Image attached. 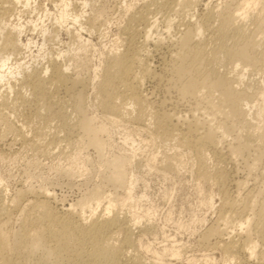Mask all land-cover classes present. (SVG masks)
Returning <instances> with one entry per match:
<instances>
[{"label":"bare ground","instance_id":"bare-ground-1","mask_svg":"<svg viewBox=\"0 0 264 264\" xmlns=\"http://www.w3.org/2000/svg\"><path fill=\"white\" fill-rule=\"evenodd\" d=\"M47 1L54 11L44 7L40 0H0V14L3 13L0 47L5 49L0 53V82L6 80L9 93L14 91L12 78L8 76L18 75L24 69L17 56L21 49L29 48V41L22 39L26 24L20 20L6 21V16L10 18L16 10L17 14L35 11L52 18L56 25L71 23L72 29L76 28L75 32L71 26L66 28L71 44L68 50L49 55L46 66L27 73L13 97L8 92L0 95V128L15 133L19 137H15L17 141L25 146L31 140L29 144L36 147L52 136L51 144L62 140L59 135L63 133V141L68 144L78 137L83 145L103 150L109 142L106 143L108 140L102 134L107 135L108 131L87 114L88 81L79 71L74 75L68 73L81 65L73 63L76 53L88 49L81 31L88 34L94 31L90 14L100 16L102 10L97 11L96 7L99 0H80V8L79 0ZM210 2L149 0L140 8L126 5L129 17L122 27L124 47L105 55L101 79L93 85L95 102L112 122L127 121L133 130L144 132L151 141H159L174 150L159 167L164 176L177 175L183 163L181 155L189 154L195 161L198 182L206 184L214 180L220 186L218 216L202 234V243L219 248L228 263L234 260L236 264H261L264 263V187L258 188L256 183L264 182V0H236L233 7L224 0L221 5H226L222 8L218 7L220 2ZM200 5L205 12L203 9L204 14L197 15L195 9ZM251 6L256 9L253 13L248 11ZM174 28L176 32L170 36ZM43 39L41 49L48 36ZM165 44L168 50L162 52ZM155 56L162 61L159 71L151 66ZM150 79L162 83L169 95H175V100L165 98L159 104L149 100L143 85ZM24 88L30 93L23 91ZM27 110L43 120L55 119V130H48L50 123L46 121L48 131L35 132L29 138L23 128L31 119L25 117L29 121H22L19 126L10 119L11 112L25 114ZM125 153L113 154L116 156L105 162L110 175L106 182L124 189V192L120 190L124 193L123 202L131 198L137 182L130 171L133 160ZM211 153L218 156V162L210 167ZM150 159L156 160V155ZM239 160L244 162L247 175L246 179L235 180L224 164L227 161L236 164ZM148 166L153 167L151 162ZM256 170L259 173L254 177ZM250 179L252 187L248 184ZM229 186L235 190L230 192ZM38 187L28 190L35 199L25 205L27 214L18 229L6 231L8 223L0 224V264L162 263L159 251L152 253L149 247H142L133 233V227L139 225L143 232L150 229V222L147 220L144 226L139 218L121 212L116 204L119 200L115 199L119 192L109 195L98 186L60 211L50 206L53 193ZM18 190L19 200L9 197L0 204V217L9 220L12 211L20 208L28 191ZM1 198L6 200V194L2 193ZM140 248L152 253L153 259L141 256ZM177 249H171L170 255H179ZM165 250L162 255L169 253ZM206 256L200 259L208 264L211 259Z\"/></svg>","mask_w":264,"mask_h":264},{"label":"rangeland","instance_id":"rangeland-1","mask_svg":"<svg viewBox=\"0 0 264 264\" xmlns=\"http://www.w3.org/2000/svg\"><path fill=\"white\" fill-rule=\"evenodd\" d=\"M147 1L149 0L97 1V11L102 10V12H100V16L94 13L90 14V24L95 27L94 31L89 32V34L88 31H81L82 39L88 44V49L86 52L76 53L77 56L74 58L73 63L75 66L78 64L81 65L68 72L74 75L79 71L78 73L81 74V77H86L85 79L88 81L89 85L86 92L87 100L85 102V108L87 114L91 118H94V121L98 125H103L107 128V135L104 133L102 134L103 137L101 136L102 138L105 137V141L108 140L106 143L109 142L108 145L106 144L104 146V149L102 148L105 153L101 149H95L92 146H87V144L83 145L78 137H75L74 140L72 139L71 143L68 144L66 141H63V133L59 135L60 138L62 137V140H56L52 142L53 144H50L51 136L47 137L44 144L36 145V147L31 146L29 144V142L31 143L30 140L25 146L17 141L16 138L18 136L16 137L15 133L5 132L2 126V128H0V204L5 201L7 202L9 197L19 200L17 198L18 189L28 191L31 189L30 187L37 189L39 188L38 186H40L48 188L53 193L54 197L50 201V206L57 210L65 211V209L70 206V203H75L81 199V197L88 194V191L94 190L95 187L97 188L99 186L104 188L103 190H106L108 194L110 192L113 194L114 192H119L115 194V199L119 200L116 204L121 212L127 213L131 217L139 218L140 224L144 226L147 220L150 222V229L143 232L139 225V227H133V233H135L142 247H149L152 253H158L159 251L160 254H158L161 257V264H206L200 259L203 255L206 256V254V257L211 259L208 260V264H236L234 260L228 263L223 256V252L219 250V248L207 247L208 245H204L201 239L205 229L210 226L218 216L217 214L221 204V200H219L221 198L220 186L214 180H210L206 184L200 181L198 182L194 170L196 168L195 161L187 153L181 155L183 163L178 168L179 175L168 174V176H164L158 171L159 167L167 159V156L173 155L174 150L168 145H162L159 141H151L144 132L141 133L133 130L127 121L112 122L104 115L99 105H97L98 102H95L96 92L93 85L101 79L100 73L105 65V55L116 51L118 52L124 47L121 42L124 37L122 27L126 24L127 17H129V12L126 11V5L140 8L139 6L143 5V3L145 4V2L147 3ZM206 1L210 0H204V2ZM221 1L223 2L224 0ZM221 1L211 0V2H213L212 4H218L220 2L218 7L221 8L226 5L225 3L228 4L231 0H225L226 2L223 3V5H221ZM235 1L233 3L230 2L228 5L233 7L232 5ZM40 2H43V6L45 4L44 7H50V11H52V9L54 11L51 2L47 0H40ZM79 2L80 0L77 6L79 5L78 7L80 8ZM20 8L18 7V9ZM203 9L205 12L203 5L198 6L195 9L196 13H198L197 15L204 14ZM16 11L13 12L14 14L12 16H9L10 18H7L8 16L4 14L6 16V21L9 20L10 22L17 23V21L20 20L19 22L26 24L22 39L25 42H27V40L29 41V48L21 49L19 51L20 54L17 56V61L20 63L22 62V65L24 64L22 66L24 67V69L21 70L22 72L18 75L14 73V75H11L12 77L8 76L10 79L12 78L10 82L12 81L11 85L13 86L14 92L20 89L21 83L27 73L31 72L33 69L47 65L49 55H56L58 51L68 50L71 47L69 42L70 34H68L69 32L66 28H70L72 25L71 23L61 26L56 25L54 21H52V18L50 19L48 16L43 17L41 13L35 11L30 12L27 10L19 14H17L18 12ZM89 11H87V13ZM248 11L249 13H253L256 9L251 6L248 8ZM94 12L96 11L94 10ZM1 16H3V13ZM76 27L78 28V26ZM41 28H44L46 33ZM71 30L75 32L76 28L72 29L71 26ZM175 30L176 28L171 30L170 36H174ZM47 36L46 48L44 47L45 49H41L43 38ZM51 37L53 40L55 39V41L51 40ZM150 48H153L152 44H150ZM167 50L168 47H166L165 44L162 52H167ZM4 51L5 49L2 50L0 47V53L3 54ZM15 62L16 61H13L12 63L14 67ZM161 62L160 57L155 56L151 60V66H153L156 71H159L162 64ZM83 63L84 65L87 64V67L84 66ZM96 68L97 70H95ZM5 83L6 80L0 82V95L8 92V94L13 97L15 93H9V84L7 85V83ZM143 86L144 93L148 94L149 100H152L154 104H159L165 98L175 100V95H169L164 90L162 83L157 79L147 80ZM23 91H26L28 94L30 93L27 88H24ZM29 97L32 96L29 95ZM178 107L184 108L185 105H179ZM27 111L25 114H22V112H18V114L17 112H11L10 119L13 120L16 126H19V124L25 122L28 118L29 120L31 119V123L27 122L30 124H26L23 128V131L25 130V134H27L29 138H33L37 133L41 134L44 130H55V119L49 117V119H51L50 121H47V119L43 120L37 117L34 111L30 110L32 113ZM72 116L70 117L71 123L75 121L74 115ZM25 117L28 118L25 120ZM46 121L50 123V125L48 124V130L45 128V126H47ZM43 124L44 126H42ZM2 130L5 133L2 132ZM14 138L16 140H14ZM105 147L107 148L105 149ZM97 150L103 151L104 158H102V152H98ZM123 152H126L133 160L130 171L137 179L131 198L125 199L124 202V189L116 188L117 185L115 184V186L113 183L107 184L109 182H106V179L110 175L107 169V163L105 164V162H108L109 157L113 156L114 158V156H116L113 154L118 155L119 153L123 154ZM153 154L156 155V160L152 161L150 158ZM211 154L208 156L210 167L218 162V156L213 154L212 156ZM149 162H151L152 168L148 166ZM236 164L227 161L226 164H224V168L226 171L228 170L229 174L234 176L232 177L235 180L246 179L247 169L244 162L239 160V163ZM105 166L108 171L105 169ZM257 173H259V170L255 171L254 177L258 175ZM249 182L248 184L250 185L253 180L250 179ZM256 184L257 187H264V182L258 181ZM252 186L253 184L249 187ZM230 187L231 186H229L230 192L235 190L233 186ZM2 193L6 194V200L3 199L2 201ZM34 199L35 196L28 191L26 193V198H23L20 203V208L12 211V215L9 218V220L11 219L10 221L3 216L0 217L1 225L4 221L9 224H7L5 228L6 231L16 230L21 226L23 223L22 220L27 214L26 210L28 207L25 205L30 202L29 200L33 201ZM142 232L144 234H141ZM173 245H176V247ZM170 247H172V251H176L179 247L177 249L179 255H170L172 254ZM144 248H140L141 250H139V253H143L141 256L146 258V260L153 259L151 257L152 253H147ZM165 248H167V250L170 249L169 253L165 252L166 254L163 253L162 255ZM239 257L243 259L244 256L240 255Z\"/></svg>","mask_w":264,"mask_h":264}]
</instances>
